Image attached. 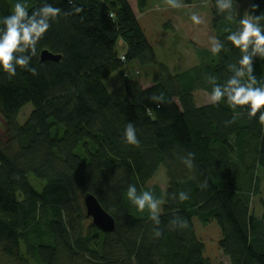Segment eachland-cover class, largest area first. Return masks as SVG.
Wrapping results in <instances>:
<instances>
[{
  "label": "trees",
  "instance_id": "trees-1",
  "mask_svg": "<svg viewBox=\"0 0 264 264\" xmlns=\"http://www.w3.org/2000/svg\"><path fill=\"white\" fill-rule=\"evenodd\" d=\"M209 1L210 28L227 51L214 57L197 47V62L177 73L159 62L130 0H75L83 8L79 14H71L67 0H49L70 14L59 17L41 42L32 60L36 74L0 72L7 134L6 140L0 137V264H214L195 219L218 224V244L230 264H264V125L246 115L233 120L226 104H196V91L210 94L208 76L222 83L227 65L239 58L224 38L244 13L241 0L231 24L216 15L215 0ZM14 3L0 0V16ZM26 3L31 9L42 0ZM137 6L143 12L147 0H137ZM47 49L62 59L42 61ZM134 59L157 64L158 81L133 79L127 65ZM121 69L122 83L110 92L104 80ZM253 69L264 76V60L257 59ZM29 102L33 110L21 124L18 115ZM128 122L137 129L139 147L123 142ZM189 152L191 169L182 162ZM161 166L166 188L149 185ZM129 184L165 201L160 237L148 212H137L127 201ZM180 191L187 201L168 198ZM88 192L115 218L113 232L97 228L87 216ZM255 198L260 213L253 208ZM177 216L187 227L170 223Z\"/></svg>",
  "mask_w": 264,
  "mask_h": 264
},
{
  "label": "clouds",
  "instance_id": "clouds-1",
  "mask_svg": "<svg viewBox=\"0 0 264 264\" xmlns=\"http://www.w3.org/2000/svg\"><path fill=\"white\" fill-rule=\"evenodd\" d=\"M72 5L71 14H79L83 8L75 3V0H67ZM169 7L179 9L182 7L180 0H166ZM264 0L250 3L248 9L240 16L235 30L226 29L224 38L230 42L234 49L238 50L239 58L235 63L227 65V78L218 82L214 75L208 76V84L211 87L209 103L213 107L226 104L233 110V120L240 115H246L249 119H256L264 125V76L254 75L253 65L257 59L264 60V10L261 4ZM236 0H215L216 15L222 16L230 24L234 22ZM258 13V14H257ZM70 13L63 12L61 8L53 6L49 0H42L40 6L29 8L26 0H15L9 14L0 16V72L14 77L18 69L36 74V68L32 66V60L39 55V46L52 24L59 17ZM193 24H201V17L193 13L190 16ZM209 51L215 57L227 51L224 41L213 37L209 41ZM152 101L163 102V97L153 96ZM159 106V105H158ZM229 121L228 123H231ZM126 145L139 147L137 129L132 122H128L122 135ZM183 164L193 168V154L187 153L182 157ZM170 200L180 202L187 201V193L180 191L170 193ZM126 199L137 212L147 211L149 219L154 225L155 237L161 236V205L162 198H157L153 191H138L135 184H129L126 189ZM178 228L187 227V221L176 217L170 221Z\"/></svg>",
  "mask_w": 264,
  "mask_h": 264
},
{
  "label": "rangeland",
  "instance_id": "rangeland-1",
  "mask_svg": "<svg viewBox=\"0 0 264 264\" xmlns=\"http://www.w3.org/2000/svg\"><path fill=\"white\" fill-rule=\"evenodd\" d=\"M133 6L137 10L138 20L146 31L149 42L154 46L159 62L168 65L173 72L188 69L195 64L196 51L198 48L209 49V41L215 37L211 23V3L209 0H193L192 5H185L184 0H180L182 7L173 9L165 5L163 0H147L145 10L141 12L137 6V0H132ZM251 0H241L240 6L244 12L249 8ZM198 14L201 19V24H193L190 19L191 14ZM118 50L123 53L125 44L120 40L118 42ZM129 74L133 79H137L142 83H150L153 79L158 81L157 72L159 66L151 64H141L137 60L128 62ZM122 69L113 73L110 78L104 80V84L110 92H114L120 87L123 76ZM196 104H209V93L203 90L195 92ZM33 110V104L29 102L25 105L19 115L18 122L24 124ZM0 137L3 140L7 139L6 124L0 114ZM31 181L39 190L42 189L40 182L31 175ZM263 177V176H261ZM149 185L158 184L160 187L166 188L168 185L167 171L164 166L158 170L157 174L150 179ZM262 191L260 195L264 197V177L261 185ZM253 202V208L257 213H260L262 206L258 198ZM196 220L197 233L206 245V255H209L214 264L222 261L224 264H230L229 258L224 255L221 250L218 240L221 237L218 224L212 222L203 225Z\"/></svg>",
  "mask_w": 264,
  "mask_h": 264
},
{
  "label": "water",
  "instance_id": "water-1",
  "mask_svg": "<svg viewBox=\"0 0 264 264\" xmlns=\"http://www.w3.org/2000/svg\"><path fill=\"white\" fill-rule=\"evenodd\" d=\"M42 61L52 60L59 62L62 59L61 54H54L53 52L44 50L41 55ZM84 206L86 207V214L92 219L93 224L104 232H113L116 229L115 218L107 212L99 202V199L92 193H86L84 197Z\"/></svg>",
  "mask_w": 264,
  "mask_h": 264
},
{
  "label": "crops",
  "instance_id": "crops-1",
  "mask_svg": "<svg viewBox=\"0 0 264 264\" xmlns=\"http://www.w3.org/2000/svg\"><path fill=\"white\" fill-rule=\"evenodd\" d=\"M130 1H131L132 6H133V2H132V0H130ZM186 5H192V3H191V4H186ZM133 9L137 12V10L135 9L134 6H133Z\"/></svg>",
  "mask_w": 264,
  "mask_h": 264
},
{
  "label": "built area",
  "instance_id": "built-area-1",
  "mask_svg": "<svg viewBox=\"0 0 264 264\" xmlns=\"http://www.w3.org/2000/svg\"><path fill=\"white\" fill-rule=\"evenodd\" d=\"M123 59H125V56H124V55L122 56V60H123Z\"/></svg>",
  "mask_w": 264,
  "mask_h": 264
}]
</instances>
